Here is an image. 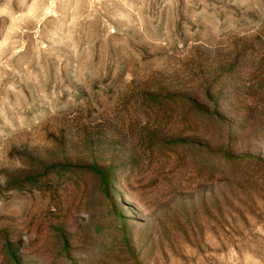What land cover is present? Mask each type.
Segmentation results:
<instances>
[{"label":"rangeland","instance_id":"obj_1","mask_svg":"<svg viewBox=\"0 0 264 264\" xmlns=\"http://www.w3.org/2000/svg\"><path fill=\"white\" fill-rule=\"evenodd\" d=\"M0 264H264V0H0Z\"/></svg>","mask_w":264,"mask_h":264}]
</instances>
